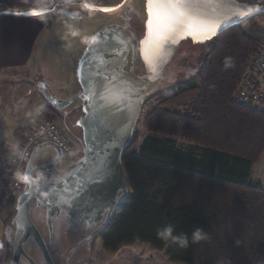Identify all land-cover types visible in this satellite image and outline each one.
<instances>
[{"label": "trees", "instance_id": "1", "mask_svg": "<svg viewBox=\"0 0 264 264\" xmlns=\"http://www.w3.org/2000/svg\"><path fill=\"white\" fill-rule=\"evenodd\" d=\"M251 32L243 22L209 40L184 83L147 104L148 133L137 128L122 155L129 196L99 234L106 251L141 241L172 262L264 264V184L250 178L264 151V108L235 100L264 48V28ZM43 99L42 117L63 124V111ZM167 226L187 237L186 247L158 237ZM196 228L206 239L194 243ZM4 250L2 240L1 261Z\"/></svg>", "mask_w": 264, "mask_h": 264}, {"label": "water", "instance_id": "2", "mask_svg": "<svg viewBox=\"0 0 264 264\" xmlns=\"http://www.w3.org/2000/svg\"><path fill=\"white\" fill-rule=\"evenodd\" d=\"M123 1L0 0V14L36 16L56 9L57 13L68 17H83V12L69 6L82 4L90 9H113L119 8ZM178 2L180 11L187 16L185 29L163 43L149 40L142 44L147 30L140 40V55L149 74H136L134 44L119 26H108L93 36L95 39L91 40L79 59L76 75L80 92L77 95L61 99L52 93L45 81L37 82L40 93L57 109L62 110L78 98L84 102L83 114L76 121L82 130L83 157L65 175L58 174L54 169L55 162L44 164L43 167L52 173V179L39 180L22 191L5 231L7 235L11 224L18 232L22 230V236L14 245L7 264H19L22 258L30 264H37L24 248L30 238L38 245L47 264H55L46 240L32 218L34 204L45 208L46 222L50 228L63 210L77 224L97 223L105 212H108L109 221L116 207L130 193L122 162L123 152L132 141L146 97L158 86L182 40L188 37L195 42L211 40L230 27L264 13V0ZM68 117L69 114L65 121ZM46 146L59 152L58 159L61 157V149L53 142L36 147L27 165L26 173L29 175L34 177L37 168L34 160L42 147Z\"/></svg>", "mask_w": 264, "mask_h": 264}, {"label": "rangeland", "instance_id": "3", "mask_svg": "<svg viewBox=\"0 0 264 264\" xmlns=\"http://www.w3.org/2000/svg\"><path fill=\"white\" fill-rule=\"evenodd\" d=\"M146 2L147 0H124L123 5L117 9V11L113 10L111 12L90 9L85 6L87 10H85L86 14L83 17H68L57 13L56 9H54L53 12L36 15L38 16V26L40 30L32 46V55L24 66L25 68L22 67V70L25 69V73L23 74L24 78H26L24 81L25 91H23L21 99L15 100L19 96L12 97L13 85L6 82L0 87L2 94L6 95V101H11L12 104L14 103V107H16L17 110L21 109L22 112H29V119L32 118V120L37 121V123L40 120H45L41 115V111L45 105L44 99L42 103H37L36 106L34 101L29 103L30 98H34V96H43L37 87V82L39 80L45 81L52 93L61 99H68L77 95L80 92V84L77 79L76 69L81 55L89 46L92 40L91 38L98 31L116 23L118 26L124 27L122 29H127V27H131L132 30L134 29L132 37L139 40L138 48L135 46L136 56L134 69L136 74H149L148 67L145 65L140 55V40L146 34V20L148 16ZM81 5L82 4H74L71 6L82 9ZM261 14L255 15L244 21L247 32L252 33L251 27L254 24H256V27L261 26V28H264V16H261ZM252 18L254 20L250 23L249 20ZM138 32L139 35L142 33L141 37L137 35ZM73 33H76V35H73ZM208 41L209 40L195 42L191 37L182 40L175 56L166 67L158 86L145 99L142 115L136 126V129L139 128L142 136L148 133V131L142 127V117L149 111L147 104L153 103L156 97L161 94L175 92L179 85L184 83V75L193 70V67L199 65L201 52ZM261 51L264 53V48L261 49ZM83 103L81 99H76L72 104L64 108V112L71 111L74 105H81L79 107L82 110ZM23 114H25L24 118L28 117L26 113ZM82 114L83 112L77 113L75 117L72 118V121L75 123L79 115L81 116ZM0 120L5 126V128L0 129V140L8 144L13 137L12 124L19 121V118L10 113L8 116L1 115ZM77 128L80 133L79 135H81V128ZM72 138L76 141L71 135V139ZM136 146L138 147L139 143H137ZM58 155V151L52 147L46 146L37 154L34 165L36 166L46 160H56ZM75 161L76 157H74V153H64L58 166H73ZM37 169L38 167L35 170V175L38 173L36 172ZM250 178L253 182L264 184V151L259 160L253 164ZM28 185L29 184L24 183L23 190L27 188ZM35 208L37 207H35L34 204L32 206V210L34 209L33 214L31 210L32 218L36 224L42 227L43 224L40 223L41 220L37 216ZM14 209L13 207H4L0 203V253L6 228L5 220ZM8 223H10V221ZM59 235H62V229H59L58 236ZM62 239H64V247H62V249L60 248L59 252L66 253V249L73 241V235H69V237L67 235V238L64 237ZM97 244L102 250L104 249L100 237L97 239ZM61 245L60 238H57L52 251L56 252ZM27 249L29 253L39 261L42 259L36 245L29 244ZM119 251L123 253V261L120 259L116 261L117 264H187L172 262L166 255L165 250L156 249L150 244L141 241L122 246ZM5 252L6 251H4L2 261L0 258V264L8 263V261L6 262ZM106 254L108 256L107 258H115L116 255L111 252H106Z\"/></svg>", "mask_w": 264, "mask_h": 264}, {"label": "flooded vegetation", "instance_id": "4", "mask_svg": "<svg viewBox=\"0 0 264 264\" xmlns=\"http://www.w3.org/2000/svg\"><path fill=\"white\" fill-rule=\"evenodd\" d=\"M71 6V5H70ZM81 8H74V7H69L73 10L79 11V12H83L84 15L86 14L85 10H87V8L84 5H81ZM81 9V10H79ZM111 26H118L117 23L113 24ZM120 30L122 31V33L127 36L128 38H130L131 42L134 44V46H136V48H138L139 46V40H136L135 37H132V32L134 31V29L132 30L131 27H127V29H122L124 27H120ZM139 35V32L138 34ZM142 33H140L139 37H141ZM140 39V38H139ZM83 102V101H82ZM81 105H74L71 108V111H67L64 113V124L65 127L67 129V131L70 133V135H72L75 139H77L78 141L81 140V135H79V131H78V126L76 125V121L75 123L72 121V118L75 117V115L77 113L83 112L80 107ZM69 114V117L66 119L65 121V117L66 115ZM80 117V115H79ZM64 155V153L62 152L61 157L58 159H52V160H46L45 162H42L40 164H37L36 166L38 167L37 174H39L41 176L40 180H51L52 179V173L48 172L46 170L45 167H43L44 164L46 163H50V162H55V167L54 169L58 172V174L60 175H65L68 173V171L70 170V168L72 166H62L59 167L58 163L60 162L62 156ZM76 162V161H75ZM37 174L35 176H37ZM37 207V206H35ZM15 210V209H14ZM34 209L32 210V214H33ZM35 212L37 214V216L39 217V219L41 220L40 223L43 224L42 227H40L38 224H36L38 226V228L40 229L44 239L46 240L47 246L49 248L50 254L53 258V261L55 264H117L116 261L122 259L123 253L120 252L118 250L111 252V253H115V258H107V254L109 251H106L105 249L102 250V248L98 247L97 245V239L100 237L99 234L102 231V229L104 228V226L109 222L107 221V216H108V212L104 213L103 218L94 224H77L74 221H71L70 218L66 215L65 211L63 210L54 220L52 223V228L49 227V225L47 224L46 221V215H45V208L44 207H37L35 208ZM15 213V212H14ZM13 213V215H14ZM31 214V215H32ZM12 215V216H13ZM11 216V218H12ZM11 218L9 219V221L11 220ZM8 221V222H9ZM6 223V227L7 225H9V223ZM36 223V222H35ZM59 229H62V235L58 236L59 233ZM6 231V228H5ZM67 235L69 237L73 235V241L71 243V245L66 249V253H60V248L62 249L63 246V242H64V237L67 238ZM22 236V230L20 232L17 231L16 227L12 226L10 224L9 229H8V233L7 235L4 233L3 236V243H4V247H6V249L4 251L5 252V256H6V262L10 260L11 257V253L12 250L14 248V245H16V243L19 241V239ZM57 238H60V242L62 243V245L57 249L56 252L52 251L53 245L56 242ZM5 239V241H4ZM29 244H34L36 245L37 249L39 250L42 259L39 261L37 258H35L31 253H29L27 247ZM24 248L27 251V253L36 261L37 264H47L46 260L44 259L38 245L36 244V242L30 238L26 241V243L24 244ZM125 256V255H124ZM8 257V260H7ZM123 261V259H122ZM19 264H30L28 260H26L25 258H22ZM123 264V263H122Z\"/></svg>", "mask_w": 264, "mask_h": 264}, {"label": "crops", "instance_id": "5", "mask_svg": "<svg viewBox=\"0 0 264 264\" xmlns=\"http://www.w3.org/2000/svg\"><path fill=\"white\" fill-rule=\"evenodd\" d=\"M37 17L38 16L0 14V87L6 82L12 84V97L19 96L16 99L14 98L15 100L21 99L23 91H25L24 81L26 78H24L23 75L25 69L22 70V67L25 68L24 66L32 55V46L40 30ZM33 101L36 106L37 103H42L43 98L41 96H34V98H30L29 103ZM13 107L14 103L12 104L11 101H6V96L1 97L0 95V116H8L11 113L19 118V121L12 124L13 137L10 142L5 144L0 140V152L7 157L14 153L16 148L26 139L27 135L37 123V121H33L32 118L29 119V112H22L21 109L17 110L16 107L13 109ZM61 111L65 113L64 108ZM23 113H26L28 117L24 118L25 114ZM25 127L28 128L25 129ZM1 128L3 129L5 126L0 120V129ZM20 128H22V131L18 133L17 130ZM75 140L76 141L72 138L71 142L75 147L74 157H76L77 161L83 157V144L81 140Z\"/></svg>", "mask_w": 264, "mask_h": 264}, {"label": "built area", "instance_id": "6", "mask_svg": "<svg viewBox=\"0 0 264 264\" xmlns=\"http://www.w3.org/2000/svg\"><path fill=\"white\" fill-rule=\"evenodd\" d=\"M235 100L252 108H264L263 51L260 50L252 58L250 67L244 74L235 95ZM63 124L40 120L11 156L7 157L0 152V203L2 206L16 207L24 185L16 178V174L26 172L36 147L46 142H53L63 153L75 152L71 135Z\"/></svg>", "mask_w": 264, "mask_h": 264}, {"label": "snow or ice", "instance_id": "7", "mask_svg": "<svg viewBox=\"0 0 264 264\" xmlns=\"http://www.w3.org/2000/svg\"><path fill=\"white\" fill-rule=\"evenodd\" d=\"M147 35L145 43L149 40H155L160 43L170 39L176 33L185 29L187 16L180 11L178 0H147ZM102 11H109L104 8ZM191 27V25H187ZM178 43V41H177Z\"/></svg>", "mask_w": 264, "mask_h": 264}, {"label": "clouds", "instance_id": "8", "mask_svg": "<svg viewBox=\"0 0 264 264\" xmlns=\"http://www.w3.org/2000/svg\"><path fill=\"white\" fill-rule=\"evenodd\" d=\"M73 35H76V33H73ZM91 39H95V37H92ZM16 178L25 184H36L40 179L41 176L37 174V176L33 177L29 175L28 173H17ZM173 228L172 226H167L163 230H159L157 235L159 238L163 240H171L173 242H179L180 246L186 247L188 244V239L187 237H177L173 235ZM203 239H206V233H204L203 229L201 228H196L193 233H192V242H199Z\"/></svg>", "mask_w": 264, "mask_h": 264}, {"label": "bare ground", "instance_id": "9", "mask_svg": "<svg viewBox=\"0 0 264 264\" xmlns=\"http://www.w3.org/2000/svg\"><path fill=\"white\" fill-rule=\"evenodd\" d=\"M123 2H124V1H123ZM122 5H123V3L121 4V6H122ZM121 6H120V7H121ZM120 7H119V8H120ZM119 8H113V9H110L108 12H111V11H113V10H116V11H117V9H119ZM52 12H53V11H52ZM114 12H115V11H114Z\"/></svg>", "mask_w": 264, "mask_h": 264}]
</instances>
